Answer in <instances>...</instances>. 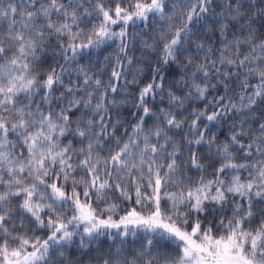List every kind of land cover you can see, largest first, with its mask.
Listing matches in <instances>:
<instances>
[{"label":"snow or ice","instance_id":"obj_1","mask_svg":"<svg viewBox=\"0 0 264 264\" xmlns=\"http://www.w3.org/2000/svg\"><path fill=\"white\" fill-rule=\"evenodd\" d=\"M154 17L159 31L153 43H142L159 48V67L135 96L130 115L137 122L121 144L116 134L126 121H113L110 110L126 102L114 95L122 91L123 61L133 63L128 51L137 34L128 29L152 28ZM261 29L264 0H0V264H64L77 237L81 249L101 237L120 240L115 251L110 246L93 257L96 264H155L152 238L131 257L124 254L125 238L138 231L175 244L176 255H166L163 264H264ZM212 36L219 47L207 43ZM116 40V63L104 84L80 60ZM47 48L60 60L44 70ZM173 64L184 72L169 81L164 71ZM131 83L139 81L134 76ZM210 92L216 95L209 98ZM162 93L167 108L157 104ZM193 100L204 104L192 109L190 120L178 118ZM81 109L73 120V110ZM228 121L231 134L216 143L211 128ZM185 125L188 135L177 144L168 133ZM69 136L79 137L82 147ZM109 140L118 150L109 147L101 157ZM214 144L219 159L209 166L219 167L213 178L185 184L190 178L181 169L204 171L200 146L211 151ZM111 193L134 206L101 208Z\"/></svg>","mask_w":264,"mask_h":264},{"label":"trees","instance_id":"obj_2","mask_svg":"<svg viewBox=\"0 0 264 264\" xmlns=\"http://www.w3.org/2000/svg\"><path fill=\"white\" fill-rule=\"evenodd\" d=\"M106 6H109L106 4ZM55 18V17H54ZM19 19V17H17ZM151 22L153 27L152 28H145L141 24H137L136 26H130L128 31L131 35L132 33H136V39L130 41V47L128 51V56L132 58L133 63L131 65L127 64V61L124 60V72L125 76L124 79L120 81V85L122 88V91L118 94L114 95V98L117 101H126L125 103H119L116 106H114L113 109L110 110V114L112 115L113 121L119 119L121 121H126L124 123V126L119 129L117 132V137L120 138L121 144L128 139L127 135H124L125 131H127L128 135H132V125H134L137 121L130 115V113L136 111L135 108H133V104L135 103V96L138 94L139 88L143 86L144 83H146L150 79L151 69L155 67H159V64L157 63L159 57L161 56V53L159 51V48L154 49H146L143 46L142 41H147L148 43H153V37L156 34V32L159 31V24L161 23L158 19V17L151 18ZM177 24H179V19L176 21ZM113 30L119 31V26H113ZM261 31H264V29H261ZM81 41H77L79 43ZM50 43L55 44V38L50 41ZM120 41L116 40L115 42L109 41L105 45L100 46L97 49H92L91 56L85 55L82 60H80V64L82 65H89L90 71L97 73V75L100 77L102 82L104 84H107L109 82L110 73L112 71L113 66L116 63V57L118 55V45ZM207 43L215 44L216 47H219V44L217 43V37L212 36L211 40H208ZM187 47V45H185ZM55 49L54 48H47L45 49V53L41 55V59L43 61V69L46 70L49 65L56 66L55 61L60 60L59 56H54ZM202 58V53L198 54ZM105 57H109V60L105 61ZM123 59V57H121ZM63 63V61H60ZM138 68H142L143 72H138ZM184 69L180 67L178 64H173L170 67H165L164 74L167 76L168 80L172 79H179L180 76L183 74ZM135 78L139 81V84H132L131 81L133 78ZM72 79L75 80V75L72 76ZM128 81L129 83L125 84L124 81ZM251 84H256V79L250 80ZM169 84L166 82L164 93L168 91ZM91 91V89H89ZM186 91V90H185ZM239 85L238 83L234 85V92H239ZM220 93H223V89H220ZM178 95H180V92H177ZM213 95H216L215 92L209 93V98ZM230 95H234V93H230ZM113 97H109V99H112ZM163 100V103H160V101ZM95 103V101H94ZM157 104L160 108H167V97L163 93L157 97ZM204 104L203 101H197L193 100L190 102H186V108L187 111L184 109H179L180 112L183 113L182 117L178 118H184L187 117L189 120L191 119V116L189 113L192 111L193 108L202 107ZM237 105L239 106V100L237 99ZM260 108H264V103L260 104ZM74 111L73 120L78 119L84 109H81L80 112ZM87 119V117H85ZM147 119V118H146ZM153 119H148L146 128H150L153 125ZM231 121H228L226 123H222L219 126L212 127L211 133L215 134L217 137L216 143H222L224 142L229 135L231 134V127H230ZM238 124V121H237ZM189 129L188 126L185 125L183 127V130L180 129H173L168 133L169 136L173 137L174 142L179 144V142L188 135ZM10 139H14L10 137ZM69 140H73L74 146L76 148L82 147L80 144L79 137L73 138L72 136L68 137ZM65 143L67 141H64ZM153 143L156 142L155 139L152 141ZM86 143V142H85ZM160 143H163V140H160ZM111 147L114 150L116 149V143L115 140H109L106 144H104V148L102 151L99 152V155L101 157L108 156L109 152L108 149ZM215 147L214 144L212 147V150L210 151L207 145H201L200 151L202 153L203 159L202 163L204 165V171H197L195 168H190L188 166H184L181 169V172L183 173L184 177L190 178L185 180V184H194V182L198 181L201 176H203L206 180L212 179L214 175L215 168L219 167L218 163H215L214 166H209L212 164V162L217 161L219 157H217L215 153ZM171 149H169L170 151ZM209 157L211 159H209ZM183 158L187 160L188 154L187 150H184V156ZM258 158V157H257ZM179 162V161H178ZM178 176L180 173L177 174ZM244 177L247 178V173L245 172ZM79 178V175L77 176ZM169 191H175V186H170L168 188ZM131 191V189H130ZM150 192L151 189H148ZM118 193H111L110 199L106 202H101L100 207H104L105 203H119L121 205L122 210H126L130 207H133L134 205L131 202H124L117 198ZM95 199V198H93ZM95 206V205H94ZM138 210L140 209V206H136ZM163 207V204H162ZM259 207V206H258ZM149 209L144 208L143 212L147 214ZM70 214V213H69ZM123 214V211L120 213ZM118 218V217H117ZM17 224L19 221L16 222ZM256 222L253 221V226H255ZM26 231H33L34 229H26ZM36 235H40L43 237L45 234L43 232H35ZM152 238L154 240L153 246L151 247L150 251L153 256H158V259L156 260L155 264H163V261L166 257V255H176L175 252V244L159 240L158 237H148L144 234L143 231H138L136 236L129 235L125 238V243L123 245L125 249V255L131 257L133 252H139L143 250L144 246L146 245L147 239ZM111 246L112 250L115 251L117 247L120 246V240L117 239L115 242H113L110 239H106L104 237L100 238L99 242L93 243L89 249H81L79 247V238L77 237L75 239V242L68 246L67 251L65 252V259L64 264H96V262L92 259L93 257L100 255L101 251H107L109 247ZM147 258V257H145Z\"/></svg>","mask_w":264,"mask_h":264}]
</instances>
